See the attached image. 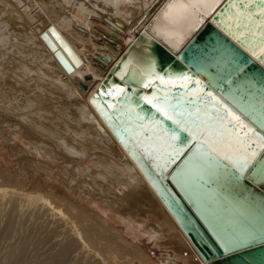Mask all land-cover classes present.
Listing matches in <instances>:
<instances>
[{
  "label": "bare ground",
  "instance_id": "1",
  "mask_svg": "<svg viewBox=\"0 0 264 264\" xmlns=\"http://www.w3.org/2000/svg\"><path fill=\"white\" fill-rule=\"evenodd\" d=\"M222 2L0 0V144L10 147L7 157L11 167L18 162L15 171L1 164L0 200L7 198L5 192L10 189L20 195L21 204L33 208L36 226L31 233H36L39 245L50 241L49 254L40 264H150L147 250L111 222L117 214L133 215L139 226L147 227L141 229L133 217L123 219L136 239L145 234L172 249L186 264H209L187 233L182 209L177 211L168 199L172 195L163 183L164 175L175 164L163 168L162 161L156 159L159 143L153 137L158 134L142 132L133 117L118 112L120 103L113 96H117L116 86L130 85L132 65L143 67L141 77L146 80L191 77L186 72L152 73L153 41L178 55ZM53 46L63 50L72 70L62 66ZM124 72L129 73L121 79ZM201 87H182L173 96V85L157 83L142 96L168 93L175 103L176 97L189 90L197 93ZM129 91L132 104H139L137 110L144 109L137 89L130 87ZM247 97L254 104L253 95ZM195 152L196 145L176 166L170 181L198 209L197 203H191L194 194L210 197L212 190L200 183L194 185ZM205 210L203 206L198 212L210 222L235 223L232 219L221 221L216 212ZM206 225L225 251L235 244L245 245L251 236L247 229L216 232ZM29 235L26 237L32 239ZM26 240L22 242L25 248L31 244ZM33 253L39 258L40 253Z\"/></svg>",
  "mask_w": 264,
  "mask_h": 264
},
{
  "label": "water",
  "instance_id": "2",
  "mask_svg": "<svg viewBox=\"0 0 264 264\" xmlns=\"http://www.w3.org/2000/svg\"><path fill=\"white\" fill-rule=\"evenodd\" d=\"M259 3L260 0H255L254 3L252 0H223L209 19L202 24L178 52V55L169 52L158 42L153 41L151 47L155 56V59L153 58L155 66H152L154 69L152 73L186 72L191 75L192 79L197 74L201 78L200 81L204 90L212 89L213 93L221 99H226V94L231 89L238 97L248 98V95H253L254 104H258L261 100H264V14L260 11ZM53 49L62 66L67 71L72 70L73 64L63 50L56 46H53ZM65 50H69L67 45H65ZM225 51L230 55L235 66L243 68V71L233 80L232 84L224 83L222 76L227 74L223 72L222 66L209 67V62L213 61L214 58H218ZM132 66L133 72L130 73V78L135 75L138 77L137 82L147 83L149 79L142 78L143 74L137 73L135 65ZM103 81H105V86L108 83L107 76L104 77ZM153 81V87L157 83L163 84L158 79ZM190 85L194 84L189 81L188 86ZM216 85H219V87ZM130 87L137 89L138 98L151 89L132 85ZM181 88L179 84H175L171 91L172 95L176 96L180 93ZM190 98L192 96H189ZM113 99L120 103V97L116 96L114 98L113 96ZM144 105V109L138 111L146 119L156 117L163 120L169 130L175 129V125L165 120L150 105ZM110 110L115 116V111ZM119 128H121V125ZM181 136L182 141L187 142V151L173 163L175 165L168 175H164L166 180L163 183L171 191L172 196L168 197L169 201L177 211L180 212L182 209L181 213L188 225L187 233L189 237L205 258L208 259L209 264H264V180L259 177L253 179L250 175L246 179L237 182L225 181L220 176H205L198 181L196 177L194 185L198 186V183H200L212 191L210 197L194 194V200L192 199L191 203L194 205L197 203L198 209H195L170 181V176L175 172L176 166H179L187 156L192 154L190 152L196 145V142L190 140L187 134L181 133ZM253 150H258L255 145ZM252 171L253 169H248V173ZM203 206L208 211L216 212L221 217V221L232 219L235 223L228 224L224 222V225H222L220 221L215 223L206 220L208 217L198 212V210L202 212ZM208 211L205 210L206 213H209ZM202 219L216 232L219 229H247L251 236L245 245L239 247L240 245L235 244L231 246V250L225 251Z\"/></svg>",
  "mask_w": 264,
  "mask_h": 264
},
{
  "label": "snow or ice",
  "instance_id": "3",
  "mask_svg": "<svg viewBox=\"0 0 264 264\" xmlns=\"http://www.w3.org/2000/svg\"><path fill=\"white\" fill-rule=\"evenodd\" d=\"M252 2L254 3L255 0ZM258 6L264 14V0H260ZM218 66H222L223 72L227 74L222 76L225 84H232L243 71L242 67L235 66L226 51L209 62V67ZM125 75L127 72L121 75V79ZM156 79L163 84L173 86L177 80L183 81L181 87H188L189 81L192 84H202L200 80L192 79L190 76L179 77L177 80H166L162 76H157ZM137 81L138 77L133 75L130 78V85L115 87V94L121 98L117 111L133 117L142 132L151 131L158 134L154 135L153 139L159 143L156 159L162 161L163 168H167L187 151V142L182 141L181 136V133H184L190 140L196 142L194 167L197 179H203L205 176H220L225 181L237 182L250 175L253 179L259 177L264 180V158H262L264 157V100L253 104L246 97H238L231 89L226 94L227 98L221 99L211 90L205 91L203 87L197 93L189 90L183 96L176 97L175 103L169 99L168 93L139 97V101L150 105L165 120L175 125V129L169 130L163 120L156 117H152L150 121L146 120V117L137 110L139 104H132L133 97L129 91L131 85L152 88L154 84L152 80L147 83ZM107 94L113 95L112 92ZM189 96L193 99H188ZM201 100H203L202 104ZM254 145L258 150H253ZM151 147L150 144L149 148ZM189 164L192 165L193 162L190 161ZM250 168L253 171L248 173Z\"/></svg>",
  "mask_w": 264,
  "mask_h": 264
},
{
  "label": "rangeland",
  "instance_id": "4",
  "mask_svg": "<svg viewBox=\"0 0 264 264\" xmlns=\"http://www.w3.org/2000/svg\"><path fill=\"white\" fill-rule=\"evenodd\" d=\"M0 141L2 142V140L0 139ZM5 144V142H4ZM0 144V169L2 165L7 164L9 167H11V164L8 163L9 159L7 157L8 151L10 150L6 144ZM14 159V158H12ZM3 163V164H2ZM2 164V165H1ZM18 162H14L13 166L11 167V170L15 171L17 169V165ZM61 172V168L59 169ZM2 171V170H1ZM2 182V180L0 181ZM7 195H5L7 198H3L2 200H0V264H22L24 259H26L24 261V263L28 264V262H31L29 264H33L32 259L37 260L36 264H40L42 261V259L45 258L46 255L49 254V247L48 245H50V241L48 242V245H44V247H42V245L38 239V236L36 237V233L33 234V232H35L34 227L36 226L35 224V218H34V210L31 207H27L25 204H21V200H20V195L19 194H14L10 189L8 191L5 192ZM120 193V192H119ZM3 192H0V197H3ZM4 200H10V203L5 202ZM4 204H3V202ZM8 206H7V205ZM5 205V206H4ZM4 208V209H3ZM125 217H133V215L131 216H124V215H113L114 219H111V222L115 223L118 228L124 233L125 236H127L128 238H132L133 236V240L140 243L146 250L147 252L151 255L152 261L150 264H186L184 263L180 258L176 257L175 252L168 248V247H164L162 245H160L158 242H156L155 240L149 238L147 235H143L141 234L137 239L134 237L135 233L132 232V230L130 229L131 225H127V221L123 222V219H125ZM133 221H135V224H139L137 223V221L135 220V218L133 217ZM139 226V225H138ZM141 227V229H147V227ZM132 228V227H131ZM133 228L134 225H133ZM31 231H33L31 233ZM139 232H141V230H138ZM30 232V233H29ZM30 234V237H36L37 240L39 241H35L36 243H38L39 247H37L38 245L35 244L36 247H34V240L36 238H29L31 241H29V239L26 237L28 234ZM32 234V236H31ZM25 239H27L26 243H31L26 244V248L24 246V242ZM159 241H163L162 239ZM157 243V244H156ZM23 245V247L27 250H20V247ZM32 245V246H31ZM46 247V248H45ZM48 247V248H47ZM31 248V249H30ZM34 248H36L34 250ZM43 248V249H42ZM42 249V251H41ZM46 249V250H45ZM20 250L21 253H18ZM29 250V251H28ZM33 251H36V254L40 253V256L38 255L39 258H37V256H34ZM39 251V252H38ZM41 251V252H40ZM44 251V252H43ZM16 252V253H15ZM26 252L28 253V257L26 258ZM30 252V254H29ZM38 252V253H37ZM48 252V253H46ZM22 253H25L24 256L22 255ZM33 253V255H31ZM43 253V255H41ZM45 253V254H44ZM18 254H21L23 256V258H19ZM35 254V255H36ZM32 257H31V256ZM15 256V257H14ZM21 256V257H22ZM16 257H18V260L16 259ZM35 257V258H34ZM32 258V259H31ZM27 259H30L29 261ZM15 260V262H14ZM23 260V261H22ZM36 262V261H35ZM39 262V263H38ZM23 263V264H24Z\"/></svg>",
  "mask_w": 264,
  "mask_h": 264
}]
</instances>
